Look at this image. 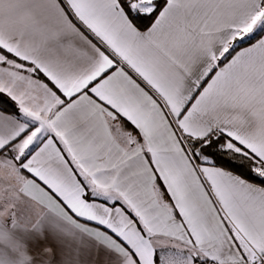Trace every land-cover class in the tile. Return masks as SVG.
Returning a JSON list of instances; mask_svg holds the SVG:
<instances>
[{"label": "snow or ice", "instance_id": "6c2138e0", "mask_svg": "<svg viewBox=\"0 0 264 264\" xmlns=\"http://www.w3.org/2000/svg\"><path fill=\"white\" fill-rule=\"evenodd\" d=\"M0 264H264V0H0Z\"/></svg>", "mask_w": 264, "mask_h": 264}]
</instances>
